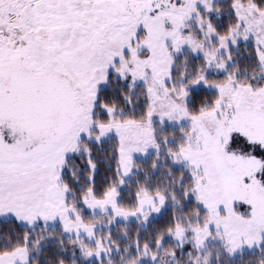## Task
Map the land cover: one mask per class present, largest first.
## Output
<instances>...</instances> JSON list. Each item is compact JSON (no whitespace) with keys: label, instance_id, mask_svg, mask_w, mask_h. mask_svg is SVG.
I'll list each match as a JSON object with an SVG mask.
<instances>
[{"label":"snow or ice","instance_id":"1","mask_svg":"<svg viewBox=\"0 0 264 264\" xmlns=\"http://www.w3.org/2000/svg\"><path fill=\"white\" fill-rule=\"evenodd\" d=\"M0 264H264V0H0Z\"/></svg>","mask_w":264,"mask_h":264}]
</instances>
